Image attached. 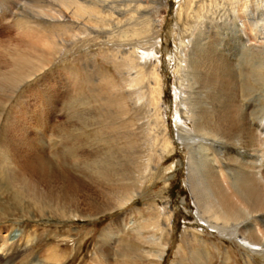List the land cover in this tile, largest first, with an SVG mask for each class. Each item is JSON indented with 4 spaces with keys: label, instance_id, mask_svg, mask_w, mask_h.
Here are the masks:
<instances>
[{
    "label": "rangeland",
    "instance_id": "1",
    "mask_svg": "<svg viewBox=\"0 0 264 264\" xmlns=\"http://www.w3.org/2000/svg\"><path fill=\"white\" fill-rule=\"evenodd\" d=\"M248 2L260 5L256 18H247L246 24L239 28L235 26L239 24L237 17H229L230 21L226 20L224 25L228 37L221 44L226 47L225 63L233 75V100H237L243 112L239 117V133L231 142L203 140L197 134L178 138L173 119V67L168 58L173 48L171 30L175 26L176 4L170 0L159 8V52L155 54L162 79L160 107L164 108L167 128L164 136L159 120L146 114L147 78L140 82L145 96L137 105L125 89L123 72L103 55L104 49L111 48V42L99 40L102 34L69 44L46 69L25 81L14 93L2 96L0 228L3 231L0 230L6 235L9 228H14L27 242L23 254L12 264H264V251H251L257 247L244 239L247 247L240 245L241 235L215 231L199 218L201 209L188 174V145L195 149L200 161L203 158L201 162H208L207 166H222L219 171L227 180L237 179L243 171L247 176L264 173V0ZM49 6L57 7L54 0H0V49L26 50L23 44L28 42V35L43 38L48 36L47 31L60 29L62 23L50 22L34 12ZM244 32L247 37L242 41L231 38ZM117 42L112 41L113 48L127 47ZM103 74L112 77L120 88L108 87ZM17 106L22 109L20 114ZM21 116L26 120L24 127L18 125ZM181 127L192 130L189 122H182ZM20 133L24 139L17 143V149L23 154L29 150L31 153L28 151L26 156L33 154L39 143L45 145L40 153L57 169L66 162L73 175L74 188L66 193L72 206L46 203L30 196L13 181L8 143ZM162 150L165 152L157 159ZM97 167L102 169V175ZM123 169L130 175L129 189L137 192L119 205H115L113 195L98 196L97 202L95 195L106 194L111 184L119 181ZM57 185L64 188L58 183L54 186ZM4 261L5 257L0 256V264Z\"/></svg>",
    "mask_w": 264,
    "mask_h": 264
},
{
    "label": "bare ground",
    "instance_id": "2",
    "mask_svg": "<svg viewBox=\"0 0 264 264\" xmlns=\"http://www.w3.org/2000/svg\"><path fill=\"white\" fill-rule=\"evenodd\" d=\"M54 1L57 7H43L34 12L38 16H45L50 22L62 23L60 29L47 31L48 36L43 38L28 35V42L23 44L26 50L13 47L11 50L8 48V51L0 49V103L3 101V95L14 93L21 84L46 69L57 56L66 50L69 44L86 39L93 34H102L98 37L99 40L111 42V48L104 49L103 55L108 57L115 68L123 72L122 81L125 89L132 96L128 94L130 99L135 100V103L145 96L140 82L142 80L143 83L145 80L143 78H147L148 85L146 87L149 97L144 100L147 102L146 114H152L159 120L158 123L162 125V135L164 136L167 128L163 116L164 108L160 107L163 91L162 79L158 72L159 59L155 54L159 52L157 35L159 8L165 7L168 0ZM170 1L176 4L175 26L171 30L173 48L168 58L171 59V67H173V94L175 97L173 119L178 138L181 139L185 135L196 136L197 134L201 135L203 140H230L239 133V117L243 112L237 104V100H233L231 93L233 75L225 63L227 54L224 53V48L226 47L221 46L225 37H228L224 32V25L226 20L230 19L229 17L236 16L239 24H235V26L239 28L244 26L247 18H256V11L260 5H252L248 2L249 0ZM260 13L263 15L262 9ZM26 26L28 27V25ZM21 27L23 26L21 25ZM235 35L231 38L235 37L238 41L247 37V33L238 34L237 37ZM113 40H117L118 45L127 47L113 48L112 45L115 44L112 43ZM15 47L17 46L15 45ZM151 53L153 56L150 57ZM103 79L111 89L118 90L120 88L112 77L103 74ZM143 85L145 84H142V88ZM18 106L17 109H20ZM21 111L22 109L17 112L20 114ZM23 118L20 119V124L17 123L18 125L23 126L26 123ZM182 122L191 123L192 130L182 128ZM15 123L13 122V126L16 127ZM21 138L24 139V134H17L15 137L12 136L8 143L11 147L8 162L9 166L13 167V181L19 183L23 190L27 191V194L46 203L55 202L66 208L72 206L66 193L72 192L71 188H74L71 185L73 175L68 170L69 167L65 165L66 162L63 161L57 169L58 166L49 162L45 155L40 153L39 150L45 145L39 143L33 148V154L26 156L30 152L27 148L25 149L29 152L26 151L24 154L20 149H17V143ZM250 140H247V143ZM166 142L168 141L165 140ZM189 146L188 174L191 177V190L201 209L198 214L199 218L215 231L220 233L228 231L241 235L240 245L247 247L244 239L250 242V246L257 247L251 248V251H264V173L257 176V173L255 174L253 171L254 175L247 176L243 171L237 179L230 181L229 178L227 180L224 173L219 171L222 166H207L208 162H206L207 164L201 162L203 158H200V161L194 154L195 149ZM202 147L206 149L205 142L202 143ZM66 148L69 149V147ZM215 151L218 150L215 149ZM163 152L165 150L159 153L157 159L162 156ZM125 169H123L121 178H118L119 181L113 182L106 194L101 192L95 195L97 202H99L98 196L113 195L116 196L115 205H119L131 199L137 192V190L129 189L131 185H128L127 180L130 175ZM97 170L102 175V169L97 167ZM147 170L145 169V171ZM0 174H2L1 170ZM55 183L64 188L59 189L58 185L54 186ZM246 221L248 224L241 228ZM1 230L0 256L5 257L2 264H12L14 259L23 254L27 242L14 228H9L6 235H3L4 232ZM49 252L51 253L50 250ZM49 252L48 255H50Z\"/></svg>",
    "mask_w": 264,
    "mask_h": 264
}]
</instances>
